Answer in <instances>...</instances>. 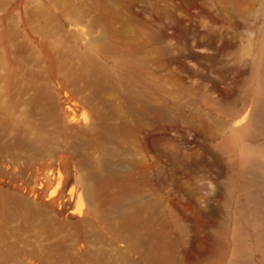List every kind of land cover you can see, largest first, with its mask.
<instances>
[{"label": "rangeland", "instance_id": "rangeland-1", "mask_svg": "<svg viewBox=\"0 0 264 264\" xmlns=\"http://www.w3.org/2000/svg\"><path fill=\"white\" fill-rule=\"evenodd\" d=\"M263 99L264 0H0V264H264Z\"/></svg>", "mask_w": 264, "mask_h": 264}, {"label": "bare ground", "instance_id": "bare-ground-1", "mask_svg": "<svg viewBox=\"0 0 264 264\" xmlns=\"http://www.w3.org/2000/svg\"><path fill=\"white\" fill-rule=\"evenodd\" d=\"M115 65L117 66V61L114 62ZM125 70H123L124 73ZM126 78H133V76L126 70ZM98 82V81H97ZM98 85L100 86H104V84L102 82H100ZM253 118L251 121H257V123L264 125V99L260 102V104L257 106V108L254 110V113H252ZM70 121H73V119L71 118ZM51 137V135L48 136H44L42 133V129L40 128V131H37L34 136L30 139H28L26 141V143L30 146L33 147H41V148H45L46 147V142L49 140V138ZM20 146H22L20 144ZM4 149L0 150V152H3ZM84 191H85V195L87 200L89 201L90 204V209H89V214L93 215L94 218H97L99 212L98 209L96 207V190H95V183H101L102 181L100 179H97V177H91L86 175L84 178ZM80 213V211H79ZM123 228V223H120L117 226V229H122ZM161 242H156L153 243V246H157V245H161ZM151 248V247H150ZM146 256H152L155 258H160L159 256H157V254L155 253L154 250H148L146 251ZM115 264H131L128 262H121V261H116Z\"/></svg>", "mask_w": 264, "mask_h": 264}]
</instances>
